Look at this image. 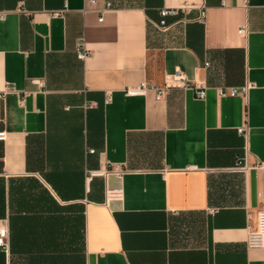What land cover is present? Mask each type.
Returning a JSON list of instances; mask_svg holds the SVG:
<instances>
[{
    "label": "crops",
    "instance_id": "0c3cea01",
    "mask_svg": "<svg viewBox=\"0 0 264 264\" xmlns=\"http://www.w3.org/2000/svg\"><path fill=\"white\" fill-rule=\"evenodd\" d=\"M89 1L0 0V264H264V0Z\"/></svg>",
    "mask_w": 264,
    "mask_h": 264
},
{
    "label": "built area",
    "instance_id": "2783aa9c",
    "mask_svg": "<svg viewBox=\"0 0 264 264\" xmlns=\"http://www.w3.org/2000/svg\"><path fill=\"white\" fill-rule=\"evenodd\" d=\"M91 4L95 3V0L89 1ZM111 7V3H105L104 7L99 9L98 11L102 14L105 10ZM159 14L161 20L156 25L159 30H165L168 25L166 22V18L170 16H177L178 10L177 9H170V8H162L159 10ZM204 14L201 12L199 19L202 21ZM77 58L80 60H84L88 57L89 52L85 49V46L82 41H80L77 45L76 50ZM210 66L209 62L204 63V67L208 68ZM174 84H181L182 86H188V82L185 80L184 76L179 72H175L173 76L166 81L162 86H158L149 82H142L139 86L135 88H127L126 93L130 96L135 95H144L149 90L155 92L156 100H160L166 97L169 94L170 88ZM246 86H242L240 89L237 88H224L221 89L222 94H229V95H237L239 93H245ZM195 96L199 99H203L205 97V90L204 87L200 88L196 93ZM239 133L244 134V130L240 129ZM0 140H3V134L0 133ZM93 152V150H90ZM237 166L239 169H243L241 160L238 161ZM111 170L113 172H120L118 166H112ZM92 175V173H90ZM7 237V232L4 228H0V246H5V239ZM246 247L249 249H261L264 248V210H261L256 215V223L253 228H250L247 237H246Z\"/></svg>",
    "mask_w": 264,
    "mask_h": 264
},
{
    "label": "rangeland",
    "instance_id": "374dc122",
    "mask_svg": "<svg viewBox=\"0 0 264 264\" xmlns=\"http://www.w3.org/2000/svg\"><path fill=\"white\" fill-rule=\"evenodd\" d=\"M156 67L157 69L155 70V75L158 76V65Z\"/></svg>",
    "mask_w": 264,
    "mask_h": 264
}]
</instances>
